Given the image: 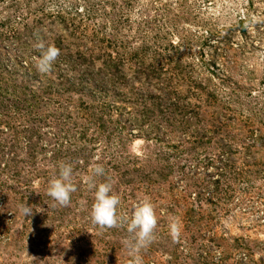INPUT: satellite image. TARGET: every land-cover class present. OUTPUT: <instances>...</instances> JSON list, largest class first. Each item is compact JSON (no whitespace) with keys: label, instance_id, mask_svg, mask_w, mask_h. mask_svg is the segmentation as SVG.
Masks as SVG:
<instances>
[{"label":"rangeland","instance_id":"rangeland-1","mask_svg":"<svg viewBox=\"0 0 264 264\" xmlns=\"http://www.w3.org/2000/svg\"><path fill=\"white\" fill-rule=\"evenodd\" d=\"M95 164L118 216L153 205L143 264H264V0H0V264H129L126 225L89 216Z\"/></svg>","mask_w":264,"mask_h":264},{"label":"clouds","instance_id":"clouds-1","mask_svg":"<svg viewBox=\"0 0 264 264\" xmlns=\"http://www.w3.org/2000/svg\"><path fill=\"white\" fill-rule=\"evenodd\" d=\"M39 50V56L36 58L35 68L39 73H48L51 71L53 63L60 54L59 49L54 45H45L43 41L34 45ZM58 174L49 180L46 194L54 204L66 206L70 202V194L76 191L73 183V168L71 164H58ZM92 176L85 177V182L89 190L93 191V202L89 209V216L92 223L104 228H113L126 225V231L132 234L131 240L123 242L131 260L129 264H143L139 255L140 250L146 248L153 240V229L156 226V217L153 212V205L147 199L134 203L131 216H118L116 212L117 205L120 203L119 197L112 194V185L109 182H96L93 176L104 175L102 166L95 164L91 169ZM21 215L30 216L33 210L21 204L19 206ZM43 211V209H41ZM170 236L175 242L179 236V229L175 218L169 224Z\"/></svg>","mask_w":264,"mask_h":264}]
</instances>
